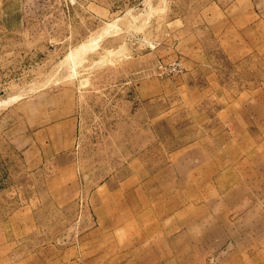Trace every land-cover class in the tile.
Returning a JSON list of instances; mask_svg holds the SVG:
<instances>
[{
	"label": "rangeland",
	"instance_id": "rangeland-1",
	"mask_svg": "<svg viewBox=\"0 0 264 264\" xmlns=\"http://www.w3.org/2000/svg\"><path fill=\"white\" fill-rule=\"evenodd\" d=\"M234 1L3 0L0 220L37 198L36 224L16 232L71 242L97 221L93 209L102 198L119 192L132 199L133 189L122 190L134 184L148 190L154 174L161 175L153 182L163 207L158 215L174 236L186 214L173 196L180 190L173 174L189 179L195 240L202 220L205 237L212 235L213 207L224 222L235 216L230 206L264 207V196L239 197L244 185H254L255 167L245 159L264 153V56L230 59L207 23L216 13L212 6L225 12ZM252 2L264 18V0ZM210 73L221 86L213 92L204 89ZM221 110V120L214 118ZM233 141L237 161L229 165ZM202 148L214 162L197 160ZM208 172L221 181H202ZM53 175L69 182L52 197L47 178ZM236 184L237 197L228 198ZM220 237L226 242L217 250L205 246L207 264H231L234 236L223 230Z\"/></svg>",
	"mask_w": 264,
	"mask_h": 264
},
{
	"label": "crops",
	"instance_id": "crops-1",
	"mask_svg": "<svg viewBox=\"0 0 264 264\" xmlns=\"http://www.w3.org/2000/svg\"><path fill=\"white\" fill-rule=\"evenodd\" d=\"M3 6V0H0V12ZM210 10L216 13L213 17L208 16L207 23L211 25L216 41L230 59L239 60L253 53L264 56V18L256 14L252 0H235L225 12L217 5L212 6ZM218 11L222 13L219 14ZM217 77L214 73L206 77L205 91L213 92L221 87ZM225 113V110H221L214 114V118L219 120L220 117L221 120ZM216 127L214 125L212 130L215 131ZM201 145L206 144L197 143L198 147ZM258 145L253 143L251 148ZM237 146L235 141L229 144V165L237 161ZM213 157L215 155L207 148H202L198 152L197 160L208 165L214 162L215 159H211ZM245 161L249 166L255 167L250 180L254 185H244L239 191V197L264 196L261 194L264 187L257 186V183L264 182V174L261 172L264 153L260 151ZM158 178H161V175L152 176L148 190L136 188V184L132 187L126 186L122 193H129L133 189L132 199L129 197L126 200V196L119 195V192L116 197L102 198L100 205L93 209V212L97 213V221L82 229V233L71 242L60 235H54L45 241L42 237L35 239L34 233L18 234L17 229L36 224L35 217L40 209L37 198L36 201L22 202L10 212L7 221L0 220V264H207L208 254L205 246H213L215 251L222 241L225 243L226 239L222 240L220 237L223 230L230 231L234 236L232 241L235 247L228 254L231 264H264L263 206H230L227 212L235 216L225 222L221 219L222 211L216 213V208L213 207V221L208 223L212 235L205 237L206 223L202 220L196 223L201 237L195 240L190 236L188 220L189 179L182 174H173L170 176L171 181L180 187V190L174 189L176 194L173 196L176 200L180 199L179 209L181 213L186 214L185 220L177 227L179 233L174 236L172 224L165 222L164 218L158 215L163 208L158 206L157 189L154 186ZM201 180L214 182L221 181V178L217 177V172H208ZM68 182L61 175L47 178L48 196L50 194L53 197L59 193ZM236 189L237 184L230 187L227 197L236 198ZM1 191L3 190L0 189V195ZM215 194L219 195V191L214 190V196ZM240 234L244 235V238H239Z\"/></svg>",
	"mask_w": 264,
	"mask_h": 264
},
{
	"label": "bare ground",
	"instance_id": "bare-ground-1",
	"mask_svg": "<svg viewBox=\"0 0 264 264\" xmlns=\"http://www.w3.org/2000/svg\"><path fill=\"white\" fill-rule=\"evenodd\" d=\"M6 102H8V101H6Z\"/></svg>",
	"mask_w": 264,
	"mask_h": 264
}]
</instances>
